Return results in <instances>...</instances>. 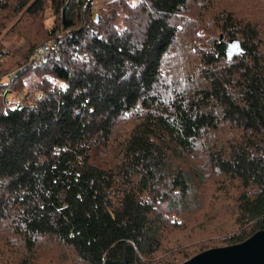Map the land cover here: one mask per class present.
I'll list each match as a JSON object with an SVG mask.
<instances>
[{
    "label": "trees",
    "instance_id": "16d2710c",
    "mask_svg": "<svg viewBox=\"0 0 264 264\" xmlns=\"http://www.w3.org/2000/svg\"><path fill=\"white\" fill-rule=\"evenodd\" d=\"M93 2L0 0V264H180L263 229L264 0Z\"/></svg>",
    "mask_w": 264,
    "mask_h": 264
},
{
    "label": "rangeland",
    "instance_id": "374dc122",
    "mask_svg": "<svg viewBox=\"0 0 264 264\" xmlns=\"http://www.w3.org/2000/svg\"><path fill=\"white\" fill-rule=\"evenodd\" d=\"M108 1L109 0H94V2L92 4H90L89 13L92 14L93 16H96V19L98 20L99 19V13L100 14H104L105 13L106 8H107V2ZM138 2H139V0H130V3L132 5H136V3H138ZM195 11L196 12H199L200 10L197 8ZM202 11L205 13L204 9ZM50 14H52V10L50 8L46 9V18L47 19L45 20V25L48 26V27H50L52 25L53 18L55 19V17H52V16L49 17ZM123 19H124V12H121L120 17H119L118 21L115 22V24L118 27H124ZM136 21L137 20L135 19V22ZM141 22H142V18L139 20V24H141ZM185 25L186 26H184L183 29H180L181 30L180 34H181V39L182 40H189V46L188 47H185V46L181 45V43H180L179 48L183 49L181 51L183 53H186V52L189 51L190 46H191V43L193 41V38H196L198 36V33L201 32L200 31L201 29L197 27V25H199V24H193V25L189 24V26H188V23H187ZM177 44H178V42H177ZM33 75H34V81L35 80L37 81L38 79H40L43 76V75H40L39 73H36L35 71H33L30 76H33ZM8 79H9L8 75H6V76H4L2 78V80L4 82H7ZM26 81L29 84V80L27 79ZM7 88L8 87L2 88V91H5ZM9 95L16 96L17 94L15 92H10ZM216 184L217 183H215V184H209V185L205 186L203 188V191L204 192H207V193H212L213 190H214V186H215V190L217 192L218 186ZM229 184H230V182H229ZM229 184L222 185L221 186L222 189H220L221 190V193H222V195L224 197V199L226 200L224 203H222V201L219 199V197L213 198L214 211H212L213 210V205L211 203H209V204H211L210 210L212 212L216 213L220 217V218H218L216 220H212L210 222L211 224H215L216 222L230 223V225L227 228L224 229V232L225 233H227V230L230 228L231 225L234 228H236V226L234 224V219L236 217V213H234V214L231 213V210L225 204L228 200H229V202H232V200H233L232 193L234 192L235 187L234 186H230ZM226 194H228V195H226ZM214 216H216V215H214ZM178 233L181 235V232H178ZM220 238H221L220 235H218V236H215L214 239H212V240H219ZM216 243L217 244L218 243L219 244H222L223 242H221V243L220 242H213L212 244H216ZM211 248H213V247H211Z\"/></svg>",
    "mask_w": 264,
    "mask_h": 264
},
{
    "label": "water",
    "instance_id": "95a60500",
    "mask_svg": "<svg viewBox=\"0 0 264 264\" xmlns=\"http://www.w3.org/2000/svg\"><path fill=\"white\" fill-rule=\"evenodd\" d=\"M180 264H264V228L241 242L203 250Z\"/></svg>",
    "mask_w": 264,
    "mask_h": 264
},
{
    "label": "built area",
    "instance_id": "2783aa9c",
    "mask_svg": "<svg viewBox=\"0 0 264 264\" xmlns=\"http://www.w3.org/2000/svg\"><path fill=\"white\" fill-rule=\"evenodd\" d=\"M52 50V46L50 43H43L39 49L32 55L31 59L29 60V64H31L32 66H37V65H41L43 62H45L50 54ZM15 73V71L11 72L8 74V77L12 76L13 74ZM9 88H7L5 91H4V94L2 96V101L3 103L6 105V106H12V105H15L17 103L20 102V100H22L28 90L30 91L31 89H28L26 91H23L20 93V97L18 100H13L11 95H9L8 91ZM41 96V93L38 92L37 93V97H40Z\"/></svg>",
    "mask_w": 264,
    "mask_h": 264
}]
</instances>
